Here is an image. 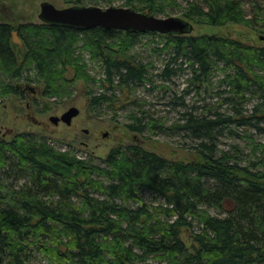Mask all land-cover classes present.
I'll return each instance as SVG.
<instances>
[{"label":"trees","instance_id":"16d2710c","mask_svg":"<svg viewBox=\"0 0 264 264\" xmlns=\"http://www.w3.org/2000/svg\"><path fill=\"white\" fill-rule=\"evenodd\" d=\"M115 1L161 17L176 11L193 25L264 33V11L252 2L248 14L244 0H65ZM192 33L0 23V98L23 99L35 83L43 98L64 101L83 81L96 108L131 100L139 88L169 91L182 76L186 88L170 100L184 108L174 128L196 155L171 160L121 143L98 164L33 132L0 140V264L42 257L47 264H264V143L252 159L218 143L224 133L240 137L238 129L264 131V46ZM143 37L165 57L160 68L134 52ZM85 53L100 65L99 80L87 72ZM129 118L133 132L162 125L142 108Z\"/></svg>","mask_w":264,"mask_h":264},{"label":"rangeland","instance_id":"374dc122","mask_svg":"<svg viewBox=\"0 0 264 264\" xmlns=\"http://www.w3.org/2000/svg\"><path fill=\"white\" fill-rule=\"evenodd\" d=\"M43 2L52 3L57 8L69 6L65 0H0V23H12L16 27L28 22L41 23L39 14ZM252 2L257 3L262 8V12L264 11V0H244L248 14H253ZM121 4V1H115L112 6L120 7ZM102 7L108 6L103 5ZM166 16L168 15L162 17ZM170 16L180 15L173 11ZM261 30L240 24H227L222 27L194 24L192 34H221L245 43L264 46V40L261 39L264 33H261ZM151 42L152 38L143 37L134 52L140 58H144L145 62L152 61L155 67L160 68L165 57L153 52L157 44ZM85 58L89 62L87 72L99 80L102 76L100 65L89 61L88 53H85ZM72 76H74L73 73H70L69 77ZM168 86L169 91L148 92L139 88L131 100L123 102L120 99L116 103L91 108V100L87 96V87L83 81L75 83L72 88L73 96L64 101L43 98L41 93L44 86L42 84H28L27 90H24L23 99L14 95L5 99L0 98V140H10L20 133L33 132L50 138L51 144L61 151H71L78 157L91 158L98 164L103 163L110 150L121 143L140 144L147 150L171 160L191 161L196 159L195 152L189 148L192 141L174 128L179 118L178 112L184 108L178 103H170L175 92L180 95L186 88L185 78L175 77ZM192 101L188 97L185 98L186 103ZM72 107H77L80 113L72 120L71 125L62 121L55 125L50 120L52 116L61 117ZM139 108L156 120L162 121L161 127L147 128L140 133L131 131L128 127V124H132L129 115L137 112ZM262 127L264 128V123ZM238 132L240 137L224 133L218 142L220 149L231 150L237 146L244 156L252 159L255 157L258 142L264 143V131L259 132L254 128H249L247 132L242 129H238ZM257 156H260L258 152ZM145 198L151 200L152 195L147 193ZM35 264L47 263L42 257V261L37 259Z\"/></svg>","mask_w":264,"mask_h":264},{"label":"water","instance_id":"95a60500","mask_svg":"<svg viewBox=\"0 0 264 264\" xmlns=\"http://www.w3.org/2000/svg\"><path fill=\"white\" fill-rule=\"evenodd\" d=\"M39 18L44 23L61 25L77 30H90L93 28L116 29L133 33L158 32L161 34L185 35L191 33L194 25L180 16L161 17L149 12L137 11L131 7L109 6H79L72 5L65 8H57L49 2L41 4ZM264 40V37L261 38ZM12 41L20 48L22 40L15 30L12 33ZM80 110L77 107L70 108L61 117L52 116L50 120L57 125L64 122L71 125ZM10 132V131H9Z\"/></svg>","mask_w":264,"mask_h":264},{"label":"flooded vegetation","instance_id":"af4514ba","mask_svg":"<svg viewBox=\"0 0 264 264\" xmlns=\"http://www.w3.org/2000/svg\"><path fill=\"white\" fill-rule=\"evenodd\" d=\"M27 89V88H26ZM36 92V91H35Z\"/></svg>","mask_w":264,"mask_h":264}]
</instances>
